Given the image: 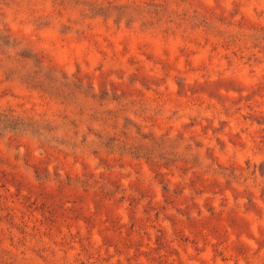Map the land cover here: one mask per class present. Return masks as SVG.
Here are the masks:
<instances>
[{
    "label": "rangeland",
    "instance_id": "obj_1",
    "mask_svg": "<svg viewBox=\"0 0 264 264\" xmlns=\"http://www.w3.org/2000/svg\"><path fill=\"white\" fill-rule=\"evenodd\" d=\"M0 264H264V0H0Z\"/></svg>",
    "mask_w": 264,
    "mask_h": 264
}]
</instances>
